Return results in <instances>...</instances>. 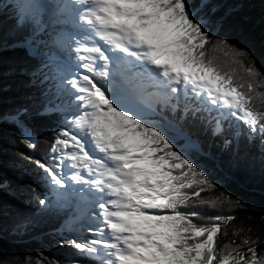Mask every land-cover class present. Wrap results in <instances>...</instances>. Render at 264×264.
<instances>
[{
  "label": "snow or ice",
  "instance_id": "snow-or-ice-1",
  "mask_svg": "<svg viewBox=\"0 0 264 264\" xmlns=\"http://www.w3.org/2000/svg\"><path fill=\"white\" fill-rule=\"evenodd\" d=\"M255 24L264 0H0V167L38 178L0 179V240L64 216L25 264H264L215 178L264 176V71L229 38Z\"/></svg>",
  "mask_w": 264,
  "mask_h": 264
},
{
  "label": "trees",
  "instance_id": "trees-1",
  "mask_svg": "<svg viewBox=\"0 0 264 264\" xmlns=\"http://www.w3.org/2000/svg\"><path fill=\"white\" fill-rule=\"evenodd\" d=\"M258 19L256 13L252 14ZM234 40H239L242 46H246L256 58L257 66L264 71V31L261 30L258 24L247 25L243 32L233 31L230 37ZM217 60L222 65H225L227 70V59L223 53H216ZM237 74L243 75L242 69L237 67ZM254 84H259L255 81ZM257 91L264 92V84L257 87ZM5 132H15L19 135L18 130L10 128L8 125H0ZM54 130L52 124H41L35 131L42 138H51ZM41 153L47 151V145L41 144ZM19 153H25L26 150L21 145H17L12 149V156L6 158L12 160L19 156ZM215 178L226 193H229L236 199H240L247 204V208L237 214L236 223L247 222L264 232V222L260 220V216L264 214V176H261L259 171L250 173L244 170L234 171L225 174L224 172H216ZM0 179H7L15 187H24L29 184L36 186L37 177L31 171V165L27 162L20 161L14 164L5 163L0 167ZM208 195V193H205ZM18 207L27 213L36 211L32 204H25L26 199L23 195L18 198L8 197ZM70 213L68 209L65 215ZM64 216H48L42 219L38 228H36L31 236L22 238H5L0 240V264H25L28 258L36 259V252L42 251L44 255L50 256L52 248L49 246L50 234L58 229ZM223 237L220 241H223ZM258 250H264V244L258 245Z\"/></svg>",
  "mask_w": 264,
  "mask_h": 264
},
{
  "label": "rangeland",
  "instance_id": "rangeland-1",
  "mask_svg": "<svg viewBox=\"0 0 264 264\" xmlns=\"http://www.w3.org/2000/svg\"><path fill=\"white\" fill-rule=\"evenodd\" d=\"M69 210H70V212L72 211V209H71V208H69Z\"/></svg>",
  "mask_w": 264,
  "mask_h": 264
}]
</instances>
